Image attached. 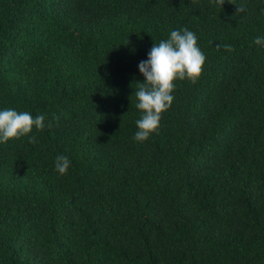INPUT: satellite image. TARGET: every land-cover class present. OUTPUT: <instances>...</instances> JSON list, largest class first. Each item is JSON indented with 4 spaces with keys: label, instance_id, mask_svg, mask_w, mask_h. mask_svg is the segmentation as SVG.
<instances>
[{
    "label": "trees",
    "instance_id": "16d2710c",
    "mask_svg": "<svg viewBox=\"0 0 264 264\" xmlns=\"http://www.w3.org/2000/svg\"><path fill=\"white\" fill-rule=\"evenodd\" d=\"M184 28L201 75L134 141L138 65ZM257 37L264 0H0V111L45 117L0 143V264H264Z\"/></svg>",
    "mask_w": 264,
    "mask_h": 264
},
{
    "label": "clouds",
    "instance_id": "9594fccd",
    "mask_svg": "<svg viewBox=\"0 0 264 264\" xmlns=\"http://www.w3.org/2000/svg\"><path fill=\"white\" fill-rule=\"evenodd\" d=\"M220 7L225 0H214ZM245 8L240 6L237 12H243ZM256 45H264V38L257 37ZM225 51H233L231 45H216ZM205 56L197 46L195 33L187 28L172 30L167 39L153 44L146 61L138 65L140 74L144 77L142 83H136L135 107L141 113L136 120L137 131L134 141H146L151 134L157 132L161 114L167 111L174 100L172 92L175 81L189 80L196 83L201 75ZM132 95V96H133ZM45 117L37 115L35 118L28 112H17L13 109L0 111V143H6L11 139H19L28 136L33 128L42 130L45 127ZM51 127V125H49ZM29 143H36V138L29 136ZM70 161L67 156L58 155L55 160V171L61 176L67 173Z\"/></svg>",
    "mask_w": 264,
    "mask_h": 264
}]
</instances>
